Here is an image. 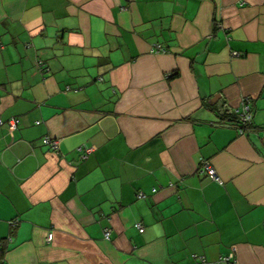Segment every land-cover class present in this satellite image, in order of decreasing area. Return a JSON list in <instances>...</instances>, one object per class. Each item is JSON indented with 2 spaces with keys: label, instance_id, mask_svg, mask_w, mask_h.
<instances>
[{
  "label": "crops",
  "instance_id": "0c3cea01",
  "mask_svg": "<svg viewBox=\"0 0 264 264\" xmlns=\"http://www.w3.org/2000/svg\"><path fill=\"white\" fill-rule=\"evenodd\" d=\"M10 116L2 264H264V0H0Z\"/></svg>",
  "mask_w": 264,
  "mask_h": 264
},
{
  "label": "built area",
  "instance_id": "2783aa9c",
  "mask_svg": "<svg viewBox=\"0 0 264 264\" xmlns=\"http://www.w3.org/2000/svg\"><path fill=\"white\" fill-rule=\"evenodd\" d=\"M159 49L162 51L165 50L163 47H160ZM233 53L238 54L237 51H233ZM225 105L226 103L223 104V107L221 109L222 112L230 113V114L235 113L236 117H234L233 119H231V117L229 116L221 117V121L225 123H230V124L233 123L238 133L243 134L245 132H249L252 127V124H251L252 123V109L250 105V98L247 96H243L240 100V104L234 109L230 108L227 105L225 107ZM18 123H19L18 119L15 116H10L6 119H3L0 117V125L5 124L8 129V132L11 134L17 128ZM263 136H264V128H263ZM41 140L44 144L48 145L53 150H58L59 148L58 138L45 134L42 136ZM82 150H83L82 156L85 157L92 150V147L84 146ZM198 170L202 173L207 174L214 180L221 181L220 177L216 173V170L213 168V166L210 164V162L207 159H200ZM137 195L143 196V193L139 192ZM10 222L12 225H15L17 223V219L15 218L11 220ZM137 227L140 231L143 230V227L140 224H137ZM109 232H110V229L106 228L104 230V236L108 237ZM51 237H52L51 233L49 232L46 239L49 241L51 240ZM8 239H10V237ZM2 243L3 242L0 240V246L2 245ZM2 262L3 260L0 257V264H2ZM197 262H201L203 264H233L235 262L234 251L231 250V252H229L226 255L220 256L216 260H206L202 255H199Z\"/></svg>",
  "mask_w": 264,
  "mask_h": 264
},
{
  "label": "trees",
  "instance_id": "16d2710c",
  "mask_svg": "<svg viewBox=\"0 0 264 264\" xmlns=\"http://www.w3.org/2000/svg\"><path fill=\"white\" fill-rule=\"evenodd\" d=\"M217 112H219V115H220L221 117L229 116V117H231V119H233L234 117H236V114H235V113H233V114H230V113H224V112H222V110H219L218 108H217Z\"/></svg>",
  "mask_w": 264,
  "mask_h": 264
},
{
  "label": "water",
  "instance_id": "95a60500",
  "mask_svg": "<svg viewBox=\"0 0 264 264\" xmlns=\"http://www.w3.org/2000/svg\"><path fill=\"white\" fill-rule=\"evenodd\" d=\"M216 97H217V96H213V98H212V99H213V100H215V99H216Z\"/></svg>",
  "mask_w": 264,
  "mask_h": 264
}]
</instances>
